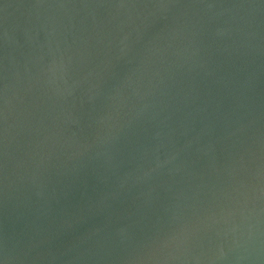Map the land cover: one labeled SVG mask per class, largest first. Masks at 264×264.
<instances>
[{"label":"water","instance_id":"obj_1","mask_svg":"<svg viewBox=\"0 0 264 264\" xmlns=\"http://www.w3.org/2000/svg\"><path fill=\"white\" fill-rule=\"evenodd\" d=\"M0 264H264V0H0Z\"/></svg>","mask_w":264,"mask_h":264}]
</instances>
